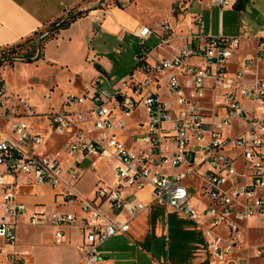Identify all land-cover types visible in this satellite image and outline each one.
I'll use <instances>...</instances> for the list:
<instances>
[{
    "label": "built area",
    "instance_id": "1",
    "mask_svg": "<svg viewBox=\"0 0 264 264\" xmlns=\"http://www.w3.org/2000/svg\"><path fill=\"white\" fill-rule=\"evenodd\" d=\"M236 2L213 0L221 9ZM100 8L107 12L106 6ZM196 21L201 23V14ZM153 33L159 37L155 48L173 40L167 21L158 31L140 25L132 74L112 89L98 76L83 95H68L64 110L47 115L53 132L68 136L63 150L75 162H112L115 183L97 184L94 198L80 196L69 182L78 179L77 166L66 172L60 158L38 154L44 137L31 131L33 106L9 92L0 75V121L8 122L0 126V256L6 263L23 259L17 250L22 216L32 226L53 227L56 244L67 240L66 230H77L82 242L77 260L69 264H98L103 243L129 232L131 221L152 205H162L204 231L212 263L264 264V238L244 246L243 233L249 220L264 219V77L253 74V67L264 62V38L258 40V54L232 70L237 37L220 34L203 44V38L192 36V43L172 57H154L146 47ZM163 92L174 101L163 100ZM72 104L89 107L66 109ZM141 108L147 114L146 131L132 134L128 144L122 136L127 119ZM87 122L97 137L84 128ZM28 183L51 187L64 203L77 202L80 213L29 209L19 198ZM147 185L153 188L150 203L124 196L126 189ZM113 213H126L128 219Z\"/></svg>",
    "mask_w": 264,
    "mask_h": 264
},
{
    "label": "crops",
    "instance_id": "2",
    "mask_svg": "<svg viewBox=\"0 0 264 264\" xmlns=\"http://www.w3.org/2000/svg\"><path fill=\"white\" fill-rule=\"evenodd\" d=\"M98 2L99 0H0V49L17 46V44L27 38H36L41 34V31H47L54 22L63 20L70 14H75L79 11H87L84 15L73 20L68 27L61 28L53 35L47 36L42 41L41 60L38 59L42 66L54 63L55 57L59 54H79L81 59H90L86 68L80 67L81 64L79 65V63L67 65L71 68L70 72L73 70L70 74L72 86L70 87V93H67L75 94L76 91L82 93L98 76L106 78L108 88L112 89L117 86L109 75L114 70V67H112L110 60L105 54H137L139 49L131 52V48L134 40L140 41L136 34V30L140 25H146L158 31L162 22L167 21L171 24L173 40L170 44L155 50V45L159 39L158 35L153 33L148 38L147 42L152 41L154 43L153 48H148V50H151L150 54L154 57H172L181 48L192 43V36L203 38V44L207 38L220 34L237 37L239 38V47L231 58V64L234 60H238L240 65L232 70H237L244 58L254 57L258 54V40L264 38V0H237L233 6L223 9L215 5L213 0H104L101 5L107 8L105 14L102 13L101 5L98 6ZM176 10L177 12H175ZM198 14L202 15L201 23L196 21ZM31 43L32 41L28 44ZM93 65L95 68H93ZM91 68L94 70L95 76L87 81L85 79L82 80L79 76L80 71L84 72L85 69ZM134 69L135 67H132L124 73L122 78H127L133 73ZM136 75H139L138 71H136ZM66 94L61 93L63 101L66 99ZM88 107L89 104H72L68 105L66 109L75 111L85 110ZM127 120L129 127L134 128V131L128 134L124 133L122 136L130 144L132 134L137 136L146 131V111L141 108ZM35 121L36 119H30L31 131L44 137V143L38 149V154L60 158L65 165L66 172L70 166H77L78 179H68L80 196L94 198L97 184L113 185L115 183L116 175L112 164L113 178L105 181L104 174L99 168L106 162L98 165H94L88 159L78 163L75 162L63 150V144L68 136L56 135L49 119H47L46 127H40L41 125L36 127L35 124L38 125L39 123H35ZM7 125L8 122L0 121L1 127L5 128ZM84 128L90 131L91 136H98V132L91 130L89 122L84 124ZM94 133H97V135H94ZM85 162L90 163V168L87 171L95 178L91 189H85L82 186L77 188V183L84 175ZM152 192V186L147 185L141 190L126 189L124 196L150 203ZM141 194H144L147 199H144ZM19 198L31 210H43L46 212L62 210L80 213V207L77 202L64 203L49 186H38L34 183L25 184L20 189ZM69 206L71 209H68L70 208ZM104 208L107 211H111L108 204H104ZM146 213H150L153 216L155 213L157 214L158 222L163 221L162 227L164 229V233L159 236L162 235L169 244L179 247L183 254V256L174 254L167 261H161L163 264H214L210 261L207 254L204 231L193 221L175 209L162 205H152L149 210L142 214ZM114 215L117 216L116 214ZM117 217L128 219L126 213H122ZM254 219L256 218L251 220ZM20 221L19 227L23 225L32 226L26 222L25 216H22ZM133 222L134 219L131 221V229L127 233H132L133 238L143 242L147 248H151V238H155L157 235L156 231L150 229L151 231L149 230L147 233L148 236H140L139 233L135 234L132 232L135 229ZM38 228L51 229L53 242L55 243V229L53 227ZM66 231L68 238L64 243H70L74 235L78 237V242L75 243L76 251L66 259V262L55 261L53 264H69L75 262L78 258L77 248L82 242V236L77 230ZM146 237L150 238V240L146 241ZM5 249L7 250L8 247H5ZM21 250V253H23L21 255L28 253L24 248H21ZM100 254H103L101 250ZM2 262L3 257L0 256V264ZM98 264H114V262L109 258H103Z\"/></svg>",
    "mask_w": 264,
    "mask_h": 264
},
{
    "label": "rangeland",
    "instance_id": "3",
    "mask_svg": "<svg viewBox=\"0 0 264 264\" xmlns=\"http://www.w3.org/2000/svg\"><path fill=\"white\" fill-rule=\"evenodd\" d=\"M175 12H177V10ZM146 45L147 48L154 47L152 41L147 42ZM140 47L141 42L139 40H134L131 52L140 49ZM156 49L157 48H155V50ZM8 50L9 48L0 49V54H4V52ZM105 56L110 60L112 67H114V70L111 71L109 75L118 86L125 79L122 78L124 73L136 66L137 54H105ZM55 58L56 60L54 63H49L45 66L41 65V59L37 61L33 59L31 61L4 60L0 62V75L4 78L8 91L14 95H19L28 99L32 104L35 114L30 119H36L35 123H39L38 125L35 124L36 127L39 125H41L40 127H46L48 114L65 109V101L62 100L61 93L66 94L70 91V87L72 86L70 74L73 72V70H71V72L69 71L71 68L67 65L79 63V65L81 64L80 67L86 68L88 62H90V59H81L79 54H59ZM239 65V61L234 60L230 66L231 69H235ZM93 68H95L94 65ZM255 72L264 77V62L261 64L260 68L253 67V74H255ZM79 76L82 80L85 79L87 81L95 76V72L92 68L85 69L84 72H82V70L80 71ZM106 76L110 77L108 75ZM69 93L66 95H70ZM82 93L76 91L75 95H83ZM163 93V100L174 101L172 95L167 92ZM132 131H134V128L128 127L124 133L128 134ZM94 135H97V133H94ZM111 164L112 162H106L99 168L104 174L105 181H109L113 178V168ZM84 166V175L77 183V188L82 186L85 189H91L95 178L87 171L90 168V163L85 162ZM164 171L172 173L177 172L175 169H165ZM190 192L195 194L193 189H191ZM141 196L147 199L144 194H141ZM194 201L196 202L195 199ZM68 209H71V207ZM156 216V213L154 216L150 215V213L142 214L140 217L134 219L133 222L135 229L132 230V232L135 234L139 233L140 236H148L147 233L150 229L156 231L155 233L158 236L156 235L155 238H151V248H147L143 242L133 238L132 233L119 234L109 238L100 246V250L103 252L101 255L102 259L109 258L114 264H163L161 261H167L169 257H173L174 254L183 256L179 247L169 244L162 235L159 236L164 233L162 227L163 221L158 222ZM17 233L19 236L17 250L20 254H23L21 253V248L28 251L26 255H21L23 259L19 264H53L55 261L66 262V259L76 251L75 243L78 242V237L76 235L73 236L70 243L59 245L53 242L52 230L49 228L23 225L18 228ZM243 233L245 235L244 246L253 245L264 237V219L256 218L254 220H249L243 227ZM148 240H150V238L146 237V241ZM180 247L182 248V246ZM5 261L3 257V262L1 264H8V262L6 263Z\"/></svg>",
    "mask_w": 264,
    "mask_h": 264
},
{
    "label": "trees",
    "instance_id": "4",
    "mask_svg": "<svg viewBox=\"0 0 264 264\" xmlns=\"http://www.w3.org/2000/svg\"><path fill=\"white\" fill-rule=\"evenodd\" d=\"M85 13H87V11H79V12L75 13L77 15L70 14V15H75V17L73 19H71L70 21H66V22L62 23L61 25H59L58 28L55 31H53L51 34H49L48 36L53 35L55 32H57L61 28L68 27L73 20H75L77 17H80V16L84 15ZM61 21L62 20L54 22L47 30H49L50 28L54 27L55 25H57ZM43 33L44 32L41 31V34L38 35L36 38H33V37L27 38L25 41H22L19 44H17V46L9 48V50L7 51L8 53L4 52V54H0V59L1 58H5V57H10V56H18V57L26 58V59H28V61L33 60V58L37 55V51H38V46H37L38 39L40 38V36ZM45 38H43L41 40V49H42V41ZM31 41H32V43L28 44ZM41 57H42V54L40 52V54L38 55L36 60L40 59Z\"/></svg>",
    "mask_w": 264,
    "mask_h": 264
},
{
    "label": "water",
    "instance_id": "5",
    "mask_svg": "<svg viewBox=\"0 0 264 264\" xmlns=\"http://www.w3.org/2000/svg\"><path fill=\"white\" fill-rule=\"evenodd\" d=\"M104 0H99L98 2V6L102 4ZM77 15V14H75ZM75 15H69L68 17L64 18L61 22H59L57 25H55L54 27L50 28L49 30H47L46 32H44L40 38L38 39V42H37V46H38V51H37V55L35 56V58L33 59H36L38 57V55L40 54L41 52V40L45 37H47L49 34H51L53 31H55L59 25H61L62 23L66 22V21H70L71 19H73L75 17ZM4 60H19V61H28V59L26 58H23V57H18V56H10V57H5V58H1L0 59V62L1 61H4Z\"/></svg>",
    "mask_w": 264,
    "mask_h": 264
}]
</instances>
